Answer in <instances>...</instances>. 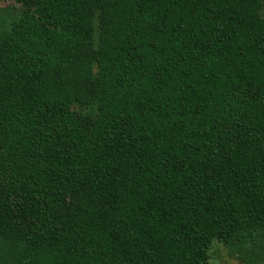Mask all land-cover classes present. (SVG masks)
<instances>
[{
    "label": "trees",
    "instance_id": "obj_1",
    "mask_svg": "<svg viewBox=\"0 0 264 264\" xmlns=\"http://www.w3.org/2000/svg\"><path fill=\"white\" fill-rule=\"evenodd\" d=\"M0 264H264V0H7Z\"/></svg>",
    "mask_w": 264,
    "mask_h": 264
},
{
    "label": "rangeland",
    "instance_id": "obj_2",
    "mask_svg": "<svg viewBox=\"0 0 264 264\" xmlns=\"http://www.w3.org/2000/svg\"><path fill=\"white\" fill-rule=\"evenodd\" d=\"M13 4L7 0H0V8L12 7ZM211 264H239L226 257L225 250L217 244H214L210 252Z\"/></svg>",
    "mask_w": 264,
    "mask_h": 264
}]
</instances>
